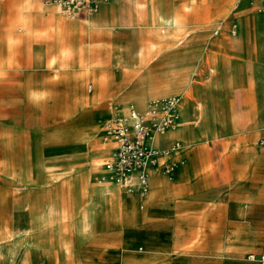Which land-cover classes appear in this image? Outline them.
I'll list each match as a JSON object with an SVG mask.
<instances>
[{
  "label": "rangeland",
  "instance_id": "rangeland-1",
  "mask_svg": "<svg viewBox=\"0 0 264 264\" xmlns=\"http://www.w3.org/2000/svg\"><path fill=\"white\" fill-rule=\"evenodd\" d=\"M260 2L107 0L75 20L50 13L45 21L30 0H0V264H223L220 231L232 241L264 231L242 218L250 207L243 197L235 219L229 198L195 214L189 202L201 191L190 186L203 180L192 173L205 171L201 149L210 189L229 191L221 171L235 163L238 187L258 173L263 194L264 164L252 160L242 169L228 152L220 158L222 149L244 148L228 142L225 129L248 130L239 124L260 98L252 110L255 117L264 111ZM108 5L114 9L105 13ZM237 62L239 76L238 68L232 72ZM171 94L181 96L171 137L182 139L187 158L179 181L152 165L147 184L155 206L107 200L98 182L110 157L102 122L118 104L124 110ZM257 127L264 130V121Z\"/></svg>",
  "mask_w": 264,
  "mask_h": 264
},
{
  "label": "crops",
  "instance_id": "crops-1",
  "mask_svg": "<svg viewBox=\"0 0 264 264\" xmlns=\"http://www.w3.org/2000/svg\"><path fill=\"white\" fill-rule=\"evenodd\" d=\"M264 0H261L260 4H259V9L262 6ZM30 4L33 6L38 7L42 12V18L47 21H51V17H50V13L55 14L61 18H66V19H70L73 20L71 18H67L64 17L62 15H60L59 13H57V10L54 6H49L46 7L44 6L40 0H30ZM239 4H243L242 2ZM106 5V3H104L102 5L103 6ZM111 6H107L105 8V13H108L110 11H112ZM261 17L264 18V14L261 13ZM75 20V19H74ZM240 63H234L232 72H235V69L238 68L240 73L238 74V76L241 74V67H240ZM238 78V77H237ZM259 80L261 81L262 85L264 86V65L262 67V75L260 76ZM172 95H178L179 94H171L168 96H172ZM165 96V97H168ZM264 96V95H263ZM158 98V97H156ZM160 98V97H159ZM155 99V98H153ZM261 99V98H260ZM255 101L253 104L251 103V105L249 104V108L248 110L244 113V117H243V121L242 123L239 124V126L241 127H247L248 130L245 131H235L233 127H229L228 129H225L227 131V137L225 139L233 143H235L234 145H242L244 146V148H242L240 150V152L234 151V150H230V151H221L220 153V158H224L226 157V153L228 152L231 156H235L238 158V163L237 164H244L242 169H246L247 165L252 161L255 160L256 165H260V164H264V144L259 147L258 142L261 140L262 142L264 141V130L263 129H258L257 125L264 121V111L260 112L259 115H257L255 117L252 107L254 106V104H257L259 101ZM131 104H133L131 107H129ZM139 109L142 110V106L135 103V102H130L128 103V105L126 106V108L122 107V111H121V107L120 104L116 105V111H119L120 114L122 115H127L128 113H130L132 111V109H134L135 111L141 113L135 106ZM130 108V109H129ZM181 109V108H180ZM130 110V112H129ZM252 111V112H251ZM111 114V112H110ZM252 115V117H251ZM180 121V120H179ZM103 123L101 124V142L102 144L105 146V148L107 149V153L110 155V157L108 158V161L112 160L114 158V152L116 150L117 147V143L113 140H109V141H105L103 140V134H104V127H103ZM179 124V123H178ZM254 128V129H252ZM177 125L172 128L169 129L165 134L163 135H158L156 137V139L153 141V144L158 147L161 150L163 149V146L169 144L170 142H183L181 138L179 137H171V135H173V133L176 132L177 130ZM190 131L193 135V139L194 142L192 144V146L190 147H195V145L198 143L197 141V137H196V133L194 131V129H192L190 127ZM227 142V143H228ZM229 144V143H228ZM190 145V144H189ZM203 149L198 151V158H200V161L203 163V169H205V171L203 172H199L197 169H194L192 171L193 175H194V179L196 178V175L198 174H203V180L201 182H197L196 180L191 183L190 181V186H193L194 188L200 187L201 191H198L196 193H194V195H190V211H192V213H196V212H201L204 210L205 205L210 202L211 200L214 201H218L219 203L221 202H225L228 198L232 200L231 203V208H230V215L232 218H236L237 217V209L235 208V205L238 204V200L240 199V197H243V202H248V205H250V207L246 206V210H244L243 212L239 213L241 214L242 218L245 220L250 221V224H257L259 229H263L264 228V191L262 194V190H260L257 186V182L260 179V176L258 173L253 174L251 176H247L246 178H244V183L243 186L238 187V179L240 176V170L235 168V163L234 164H230L228 167V170L226 171H221V177L223 179V184L227 187H229V191L227 192H215L212 189L209 188L210 183L208 182V178L211 175V166L207 160V158L205 157L206 155L203 153ZM171 156V157H170ZM179 161V164L175 167V169L168 173L166 172L164 169L165 164H167L170 161ZM181 160H184V163L186 162L187 158H186V152L185 149H182L180 151H177L176 153L173 152L170 155H168L167 157H163L160 158L159 163L153 166H156L157 168H159V170L167 177H169L170 179H180V177L178 176V174L180 173V167L181 165H183L184 163L181 162ZM100 173L105 174L106 173V169L102 168V170L100 171ZM101 176V175H100ZM173 179V180H174ZM159 181V182H157ZM110 183H113L116 187H120L122 191L116 192L111 190V191H105V189L109 188L110 185L108 186V183H99L102 187V195L104 197H106V199L108 200L109 198H116L118 201L120 202H127L128 200L132 199V200H139V208L143 209L145 207V203H149L153 204L152 206H155L154 204V200L151 199L152 197V190L149 189L148 187V191L144 194L139 193V192H128V190H126L124 187H122L121 184L119 183H115L112 181H107ZM153 185L155 186H159L160 184V179L158 176L154 175V179H153ZM240 189H243L246 192L245 194H241L239 191ZM149 190H150V194H149ZM123 192L126 193V196H123ZM120 199V200H119ZM238 199V200H237ZM221 201V202H220ZM177 210V208H176ZM238 222V221H237ZM239 223V222H238ZM234 224V227L236 225L239 226V224H236V221ZM223 237V231H220L218 233V235L216 236V238L218 239L219 242L222 241L221 247L223 249L222 254H221V259H222V263L223 264H258L257 261L251 260L248 258V255L250 253H254V254H259L261 253L263 247H264V231H260L257 230L256 234L253 237H240L238 234H236V241H232L229 238H222ZM201 260V259H200ZM194 263V262H193ZM50 264H53V262H50ZM54 264H70L68 262H61V263H54ZM120 264H123L122 262ZM196 264V263H195Z\"/></svg>",
  "mask_w": 264,
  "mask_h": 264
},
{
  "label": "bare ground",
  "instance_id": "bare-ground-1",
  "mask_svg": "<svg viewBox=\"0 0 264 264\" xmlns=\"http://www.w3.org/2000/svg\"><path fill=\"white\" fill-rule=\"evenodd\" d=\"M103 4H104V2H102L100 6H102ZM50 6H54L57 10V13H59L60 15H62L64 17H67V18L74 19L80 15L79 12L74 11L72 8H64L61 5L56 4V3H52V5H50ZM260 10L264 11L263 5L260 7ZM90 20H92L93 24H96L97 22L100 21V19H96V18L90 19ZM89 24H91V23H89ZM143 101H145V97H143V99H141V102H143ZM180 102H181V96L172 95V96H168V97H164V96L161 97L160 96V98H155V99H152V100H150L144 104H141L142 110H139L134 105L142 114H144L148 117H151L152 126H151V133H150V136L148 139V143L152 148V154L154 155V159L152 161H149L146 164L145 170L148 174V177H149V171H148L149 167L152 165L158 164L160 158L167 157L168 155H170L173 152L176 153L177 151L182 150V146H181V143L179 141L174 142V145H172V147H170L168 150H161V151L158 147H156L153 144V141L156 139V137L158 135L165 134L169 129L174 128L176 125L178 128L179 117H180V111H179ZM132 105L133 104H131L129 107H131ZM129 112H130V110H129ZM134 112H137V111L132 109V111L130 113H128L127 115H122V114H120L119 111L111 112V115L104 121V124H103V127H104L103 140H105V141L113 140L117 143V147H116V150L114 152V158L112 160L108 161L107 163H112V164L116 165L117 160H118V151H119L121 136L119 134H117V132L115 131L116 126H121L124 128V130H126L128 133H130V131L134 127V123L136 120V118H135L136 116L133 115ZM164 117L167 119L169 118L171 120V124L168 125L166 128H164L163 131L161 132L158 129V125ZM263 144H264V141H263ZM181 162L184 163V160H181ZM178 164H179V161L173 160V161H170L167 164H165L164 168L171 165L172 166L171 169L174 170ZM105 169H106V173L100 176V178L98 179L99 183L110 180L112 182L121 184L122 187H124L126 190H128L129 193L130 192H139V193L144 194L148 191V187H149L148 184L144 188H135V186H133V184L130 185L127 183L129 178H133V180L135 181V179L137 177V172L133 171L130 173V175L124 176L123 174L118 173L113 169H108L106 167H105ZM173 170H167L166 172L170 173ZM157 182H159V181H157ZM126 183L128 185H126ZM106 190L107 191H111V190L115 191L114 189H112L111 186L109 188L105 189L104 192ZM115 194H116V191H115ZM101 198H103V197H101ZM120 201H122V200H120ZM116 202H117L116 204H118V201H116ZM117 207H118V205H117ZM263 250H264V247L261 251H263Z\"/></svg>",
  "mask_w": 264,
  "mask_h": 264
},
{
  "label": "built area",
  "instance_id": "built-area-1",
  "mask_svg": "<svg viewBox=\"0 0 264 264\" xmlns=\"http://www.w3.org/2000/svg\"><path fill=\"white\" fill-rule=\"evenodd\" d=\"M47 3H56L64 8H72L79 13H93L98 10L102 2L107 0H44ZM136 120L133 129L128 133L121 126H116V132L121 136L118 160L116 165L107 163L106 168L113 169L124 176L130 175L131 172H137L135 181L133 178L128 179V184H133L135 188L146 187L149 177L145 170L146 164L154 159L152 148L148 143L151 133V117L142 113L134 112ZM171 120L163 118L158 125L159 131H163ZM134 182V183H133ZM126 183V185H128ZM248 258L257 261L258 264H264V250L259 254L250 253Z\"/></svg>",
  "mask_w": 264,
  "mask_h": 264
}]
</instances>
